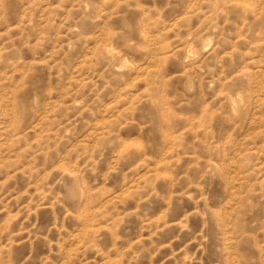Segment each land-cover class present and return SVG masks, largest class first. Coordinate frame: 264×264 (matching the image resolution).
Returning <instances> with one entry per match:
<instances>
[{"label":"rangeland","instance_id":"rangeland-1","mask_svg":"<svg viewBox=\"0 0 264 264\" xmlns=\"http://www.w3.org/2000/svg\"><path fill=\"white\" fill-rule=\"evenodd\" d=\"M0 264H264V0H0Z\"/></svg>","mask_w":264,"mask_h":264}]
</instances>
